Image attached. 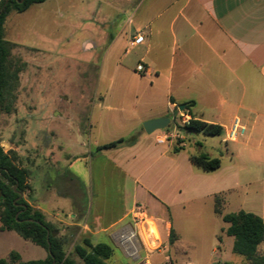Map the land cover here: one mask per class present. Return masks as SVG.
Listing matches in <instances>:
<instances>
[{"label":"crops","instance_id":"1","mask_svg":"<svg viewBox=\"0 0 264 264\" xmlns=\"http://www.w3.org/2000/svg\"><path fill=\"white\" fill-rule=\"evenodd\" d=\"M77 10V31L81 40L78 50L83 58L87 55L101 58L99 79L117 86L115 91L95 90L98 101L92 107V117L87 118L90 121L89 137H92L94 128L98 131L102 126L126 125L129 134L138 138L134 146L114 149L117 154L132 153L133 159L124 168L117 162L114 165L126 177L137 174L133 203L120 220L129 216L142 192L163 208L171 205L170 192L173 189L189 190L196 197L208 199L214 212L215 198L221 196L223 208L236 203V212L253 213L264 220V0H77ZM62 22L63 27L68 28L74 18L64 16ZM39 25V31L48 33L47 20L43 19ZM138 35L144 36V42L133 46L131 41ZM71 45L70 40L61 43L62 56L70 59L68 64L74 65L75 56L68 52ZM50 48L51 44L46 41L29 46L31 63L37 70L44 68V59H49ZM39 56H42L41 60ZM139 65L144 66L143 73L137 72ZM134 78L138 82H133ZM82 81L83 89H78L77 96L90 107L92 91L86 89L83 76ZM132 97L135 104L125 108L124 101ZM108 101L116 107L106 105ZM188 102H194L191 115L180 112L179 120L188 117L218 125L222 133L216 137L199 134L203 142L197 143L201 145L198 148L190 149L185 156L189 164L183 168L180 156L189 146V135L195 133L180 130L183 134L180 132V140L184 139L183 150L174 154L173 141L166 140L164 131L147 134L143 124L162 117H169L173 122L175 111ZM115 112H129V120H119L114 117ZM237 119L246 132L236 141H227V132ZM88 130L78 132L86 134ZM94 144L97 148L105 143L96 139ZM202 152L212 158L219 157L221 167L210 173L196 169L190 156ZM63 155L61 159L67 163L79 156L69 152ZM75 180L79 183L78 177L68 175L60 182L61 188L54 192L59 199L75 200L68 213L72 221L64 223L90 231L89 222L75 221L77 216L84 215V196L76 197L65 190ZM30 185V205L40 210L47 222H60L55 217L57 215L50 216L47 210V204L54 198L44 182L40 187L34 181ZM149 215L155 220L160 237L166 232V239H169L173 230L176 239L171 247L179 256L180 233L175 230L170 216L164 214L158 224V220ZM223 215H226L224 210ZM218 216L222 218V215ZM118 222L109 226L93 222L97 228L95 236L104 234ZM262 245L264 242L258 251ZM215 252L218 259L211 264H233L224 259V248L220 246ZM18 254L22 262L47 258V252L35 258H25L22 252ZM151 262L147 256L145 263Z\"/></svg>","mask_w":264,"mask_h":264},{"label":"rangeland","instance_id":"2","mask_svg":"<svg viewBox=\"0 0 264 264\" xmlns=\"http://www.w3.org/2000/svg\"><path fill=\"white\" fill-rule=\"evenodd\" d=\"M77 11V0L69 3L66 0H48L44 5H34L24 13L12 11L8 15L4 25V36L6 40L15 44L10 60L21 68L22 72L12 112L0 113V145L5 152L14 150L20 155L22 165L29 171V184L34 181L40 187L44 182L48 188L50 196L54 199L47 204V210L50 216L57 215L56 219L60 220L55 221L54 225L58 228L60 236L67 241L65 246L67 254L73 252L75 245L83 244L84 239L88 238L93 244L104 242L113 247L114 255L109 264H147L145 263L147 256L152 261L151 264H211L218 259V251L217 253L215 251L219 250L220 246L226 250L224 259H229L233 264H250L244 257L232 251L234 238L226 234L228 224L215 214L212 203L184 189H173L170 192L171 205L163 208L144 192L139 194L137 199V203L144 205L148 214L158 220V224H161L160 220L164 214L170 216L175 230L180 233L179 256L175 255L171 247L176 235L166 239V232L165 238L162 235L160 237L162 247L149 254L142 251L141 259L125 255L115 243L114 233L130 223L129 217L122 220L120 218L133 203L134 181L137 174L134 172V176L126 177L121 169L114 165V162H117L119 167L124 168L127 163L133 161L132 153L124 151L117 154L116 150L98 153L94 141L97 139L106 144L121 138L128 139L131 135L126 125L125 127L117 125L102 126L98 131L94 128L92 137H89L90 121L87 118L92 117V107L95 101H98L95 90L115 91L117 86H110L109 81L99 79L101 58L91 55L83 58L78 50L81 40L77 31ZM64 16L74 18V22L68 28L63 27ZM43 19L48 22V33L38 30ZM67 40L72 42L68 52L75 56L74 65L68 64L70 59L62 56L64 50L61 43ZM39 41L51 44L48 50L49 59H44L48 65L44 64L41 71L31 63L29 49L30 45ZM39 59L41 60L42 56H39ZM82 76L86 78V89L92 91L93 101L90 107L85 106L81 97L77 96L78 89H83ZM132 81L138 82V79L134 78ZM134 101L132 97L129 101H124L123 106L129 108L135 104ZM106 105L116 107L110 101ZM129 115V112L114 113V117L124 119L126 122ZM175 121L180 122L177 117ZM86 130H88L86 134L78 132ZM98 132L100 137H97ZM180 132L178 130V134ZM178 140L180 139L172 140V148H175ZM198 142H203L202 136L197 133L189 135V146L182 157L180 156L183 168L189 164L185 156L191 148L196 149L200 146ZM67 152L79 156L67 163L61 159ZM83 153L86 156H82ZM171 156L174 157L173 153ZM68 175L78 177L80 186L75 180L69 183L65 190L76 197L84 196L82 202L85 207L84 215L81 218L77 216L75 221L79 220L83 224L89 222L88 230L92 233L64 223L72 221L68 218V213L75 200L59 199L54 191L61 188V181ZM38 192L40 193V189ZM23 198L30 201L28 194L23 195ZM223 210L225 214L235 213L237 205L232 204L222 208V212ZM116 221L119 222L109 227L104 234L95 236L97 228L93 222L109 226ZM153 232L157 237L154 228ZM12 252H22L25 258L41 257L46 253L42 247L24 240L16 232L0 231V259H8ZM258 255L264 256V245L260 247ZM73 257L81 264L78 257Z\"/></svg>","mask_w":264,"mask_h":264},{"label":"trees","instance_id":"3","mask_svg":"<svg viewBox=\"0 0 264 264\" xmlns=\"http://www.w3.org/2000/svg\"><path fill=\"white\" fill-rule=\"evenodd\" d=\"M46 0H0V113L10 114L16 101V91L20 83L21 68L10 60L15 44L5 39L6 18L12 11L24 13L32 5ZM183 113H190L194 102H188ZM186 133H197L207 137L220 136L222 128L191 118L189 123L180 126ZM138 141L133 135L128 139L121 138L96 148L98 153L114 150L124 146H134ZM183 140H178L173 153L177 154L183 147ZM201 146V145H200ZM191 164L198 170L210 173L221 167L219 157L212 158L206 152L190 156ZM29 171L22 165L20 155L10 150L5 152L0 145V231L16 232L24 240L42 247L47 252V258L39 261L22 262L16 252L10 253L8 259H0V264H79L73 257L81 260V264H109L114 255L113 247L107 243L93 244L86 238L83 244L75 245L73 252L67 254L66 239L60 236L58 228L46 221L44 214L35 209L23 198L32 191L29 184ZM22 197L20 198V196ZM224 199L215 198V213L222 215L228 224L226 234L234 238L233 252L244 257L250 264H264V256L258 255V248L264 242V220L260 216L245 211L223 215ZM174 235L173 230L170 238ZM215 264H221L219 262ZM230 264V263H225Z\"/></svg>","mask_w":264,"mask_h":264},{"label":"built area","instance_id":"4","mask_svg":"<svg viewBox=\"0 0 264 264\" xmlns=\"http://www.w3.org/2000/svg\"><path fill=\"white\" fill-rule=\"evenodd\" d=\"M144 42V36L138 35L131 41L133 46ZM145 68L143 65L137 67L138 73H143ZM178 118V116H176ZM180 122L173 121L168 129L164 130L166 140L180 139L178 130L180 126L189 123L188 117H182ZM163 131V130H162ZM246 128L241 125L240 121L235 120L234 124L229 128L226 140L236 141L243 136ZM130 223L122 226L113 235V240L120 247L122 252L134 259H141V252L147 254L157 251L162 247V241L157 231L155 220L148 214L147 208L144 205L135 204L131 209L129 216ZM153 228L157 232V237L154 236Z\"/></svg>","mask_w":264,"mask_h":264},{"label":"water","instance_id":"5","mask_svg":"<svg viewBox=\"0 0 264 264\" xmlns=\"http://www.w3.org/2000/svg\"><path fill=\"white\" fill-rule=\"evenodd\" d=\"M8 1V0H7ZM185 109V105L182 104L178 107L175 111L174 116H178L180 112H183ZM171 126V118L169 117H162L157 119H152L144 122L143 127L147 134H153L157 131H162L168 129ZM22 195L20 196V198ZM56 261L54 260L52 264H55Z\"/></svg>","mask_w":264,"mask_h":264}]
</instances>
